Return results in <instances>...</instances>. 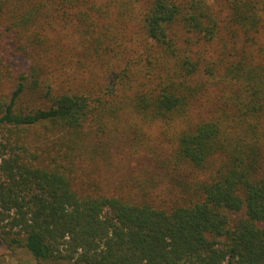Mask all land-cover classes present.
<instances>
[{"label":"trees","instance_id":"1","mask_svg":"<svg viewBox=\"0 0 264 264\" xmlns=\"http://www.w3.org/2000/svg\"><path fill=\"white\" fill-rule=\"evenodd\" d=\"M210 1L0 0L1 245L41 264H264V44L249 48L264 0H223L240 32L228 63L198 49L218 39ZM62 47L97 72L85 88L50 67ZM125 116L158 126L172 148L158 162L186 196L162 205L82 180L88 140L119 141Z\"/></svg>","mask_w":264,"mask_h":264},{"label":"rangeland","instance_id":"2","mask_svg":"<svg viewBox=\"0 0 264 264\" xmlns=\"http://www.w3.org/2000/svg\"><path fill=\"white\" fill-rule=\"evenodd\" d=\"M211 7L218 21V39L206 46H198L199 50L204 51L207 59H220L222 62L228 63L239 51V42L234 33L240 34L238 28L233 25L229 19V11L223 0H211ZM111 31L117 32V42L125 45V35L123 30L119 28H111ZM234 32V33H233ZM126 33L131 34V30L127 28ZM181 38L189 37L188 33L179 31ZM107 41L105 40V44ZM66 44V40H65ZM258 44L250 46V50L255 52L257 47L264 44V28L259 34ZM64 47L57 50L56 59L49 60L50 67L58 68L61 73L65 86L85 88L96 78L97 72L88 78V73L84 69L75 70L79 65L83 64L80 59V52L76 54L67 51ZM47 62V63H48ZM92 62L85 60V63ZM221 65V62H220ZM92 68L93 65H89ZM220 72V68L217 73ZM77 73L78 75H76ZM74 78V79H72ZM89 79V81H88ZM10 86V81L4 82V87ZM215 92L207 93L200 102L196 104V110L193 115H207L211 106L215 102ZM121 118L118 126L119 135L125 142L110 141L109 136L101 138L100 142L88 140L87 145L90 152L95 151V160L92 162H81L79 167V175L85 182H88L90 188L100 191L112 193L128 198L152 199L156 204L168 205L177 201L179 196H186L184 190L178 185V178L174 181L167 177L168 173L161 169L159 159L166 160L171 151V145L165 141L156 125L141 124L137 118L125 116ZM121 132V133H120ZM122 143V145H121ZM130 153H129V152ZM158 162V163H157ZM176 177V175L174 176ZM187 183L184 181L183 184ZM179 196H178V195ZM0 264H41L34 260L32 255L22 248H12L0 244ZM55 264V262L43 263Z\"/></svg>","mask_w":264,"mask_h":264}]
</instances>
